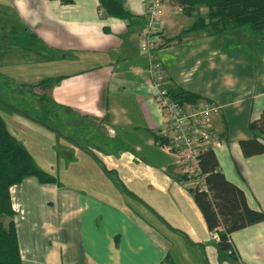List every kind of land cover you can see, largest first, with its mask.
<instances>
[{
	"label": "crops",
	"instance_id": "obj_1",
	"mask_svg": "<svg viewBox=\"0 0 264 264\" xmlns=\"http://www.w3.org/2000/svg\"><path fill=\"white\" fill-rule=\"evenodd\" d=\"M121 1L129 13L126 19L110 16L99 0H73L70 5L50 0H0L2 24H11L12 35L23 27L51 54L47 64L59 70L48 71L47 78H61L52 87L45 91L36 88L42 101L47 97L49 112L54 115L59 107L69 115L74 113L80 119L76 125L86 121L96 141L110 139L114 144L113 151L102 152L104 161L87 148L80 155L73 152L78 149L74 144L62 152L64 172L86 163L87 170L79 173H92V178L78 180L74 170L63 177L36 159L41 168L58 177V185L41 184L31 177L11 190L23 264H167L169 244L165 239L157 241L163 234L144 227L122 203L103 197V186L94 181L107 171L114 172L128 188H142L148 196H163L170 187L184 186L172 157L160 148L158 133L164 117L142 50L144 2ZM204 11L202 8L201 13ZM195 21L196 16L183 14L170 0L164 2L157 28L163 79L170 90L182 89L199 96L198 103L221 107L212 123L220 137L214 149L219 171L246 193L249 207L264 212V155L245 158L239 147L241 140L251 137V121L264 111V33L256 39L247 30L214 36L210 31L189 32L163 47ZM2 28L7 33L8 27ZM3 59L14 57L5 54ZM20 78L31 88L44 80L40 73L35 83L29 76ZM75 183L80 186H73ZM85 188L93 191L87 193ZM183 197L180 204L186 210L178 212L176 224L168 223L192 240V247H186L189 256L178 264H221L223 259L228 261L224 264H237L238 260L264 264V221L231 234V256L222 253L214 237L218 233L209 231L201 216L192 218L193 213H202L197 204ZM150 200L156 202L153 196ZM209 235L215 247L210 246Z\"/></svg>",
	"mask_w": 264,
	"mask_h": 264
},
{
	"label": "trees",
	"instance_id": "obj_2",
	"mask_svg": "<svg viewBox=\"0 0 264 264\" xmlns=\"http://www.w3.org/2000/svg\"><path fill=\"white\" fill-rule=\"evenodd\" d=\"M70 5L73 0H50ZM187 16H196L192 27L180 36L170 38L163 45L180 41L185 33L208 32L221 35L229 32L247 30L252 37L259 39L264 33V0H170ZM100 7L110 16L126 19L129 13L121 0H99ZM206 14H201V9ZM61 78H46L32 88L43 91L52 87ZM171 97L179 104H198L202 99L182 89H171ZM40 102L52 114L49 103ZM53 115V114H52ZM251 137L241 140L245 158L264 155V111L261 116L249 124ZM214 149L209 148L201 156L200 167L206 175L207 191L191 190L193 199L201 210L209 231L219 235L218 246L223 252L234 255L230 236L235 231L246 229L264 221V212L249 207L246 193L231 183L219 170V161ZM34 177L41 184H57L55 174L41 168L36 158L15 139L7 129L0 114V264H23L14 221L15 211L11 190L25 180ZM6 220V221H4Z\"/></svg>",
	"mask_w": 264,
	"mask_h": 264
},
{
	"label": "rangeland",
	"instance_id": "obj_3",
	"mask_svg": "<svg viewBox=\"0 0 264 264\" xmlns=\"http://www.w3.org/2000/svg\"><path fill=\"white\" fill-rule=\"evenodd\" d=\"M205 14L206 11L203 15ZM1 20L0 14V114L6 122L8 131L46 169L55 173L60 172L63 177H69V173L74 170V175L78 180L80 177L84 179V176L92 178V173H79L81 170H87L86 163L84 165L78 163L69 172H64L62 152L67 150L69 144H74L78 149L73 152L78 151L80 155L82 150L87 148L96 153L101 161H104L106 155L102 157V152L105 154L113 151L114 144L110 139L96 141L94 132L91 131L86 121L76 125L80 123L79 117L74 113L69 115L63 108L58 107L54 115L46 114L47 111L42 107L43 102L42 104L40 102L42 94L37 93L36 88L24 85L20 77L29 76V80L35 83L37 74L40 73L41 79H45L49 77V70L54 69L55 73L59 70L47 64L51 54L49 55L47 50L34 42L23 27L18 29V34L12 35L9 31L11 24H2ZM2 27H8L7 33ZM5 54H11L14 59H3ZM22 58L25 63L21 64ZM32 67L35 70L31 69ZM67 139H72L74 142H69ZM117 175V173L107 171L104 173L105 177L98 176L94 179L103 186V197L115 203L116 201L122 203L133 217L143 222L144 227L151 230L158 229L163 234V238L159 237L157 241L162 242L165 239L169 244L167 264H178L179 260L186 261L189 256L186 247H192V240L186 235L178 234L169 224H176L175 219L178 212L180 211L181 214L186 210V206L183 203L180 204L181 196L186 198L188 196L191 202H195L191 197L190 186L184 182L183 187L180 185L179 188L170 187L169 190L163 192V196L153 194L148 196L146 190L142 188L139 190L128 188ZM108 181L114 183L110 184ZM73 186L79 187L80 184L75 183ZM83 191L88 193L93 190L85 188ZM164 195L166 199H163ZM151 196L156 201L155 203L151 202ZM164 200L166 202L163 203ZM193 215L192 218L201 216L206 227L202 213L200 215L193 213ZM194 223H196L195 219ZM209 239L210 246L215 247L216 242L212 236L209 235ZM223 260L228 262L226 259Z\"/></svg>",
	"mask_w": 264,
	"mask_h": 264
},
{
	"label": "built area",
	"instance_id": "obj_4",
	"mask_svg": "<svg viewBox=\"0 0 264 264\" xmlns=\"http://www.w3.org/2000/svg\"><path fill=\"white\" fill-rule=\"evenodd\" d=\"M166 0H143L145 5L142 50L149 60V74L157 89L158 103L164 117V126L158 133L162 140L160 148L172 157L180 179L191 190H208L206 175L200 167L201 156L209 148L215 149L220 143L213 124L220 115L221 107L211 102L179 104L170 95L163 79V67L158 58L160 37L158 24L163 17V4ZM216 239L219 238L214 234ZM237 264H247L238 260Z\"/></svg>",
	"mask_w": 264,
	"mask_h": 264
}]
</instances>
